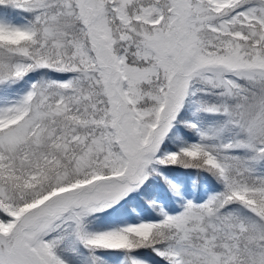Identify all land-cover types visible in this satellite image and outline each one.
Segmentation results:
<instances>
[{"label": "snow or ice", "instance_id": "snow-or-ice-1", "mask_svg": "<svg viewBox=\"0 0 264 264\" xmlns=\"http://www.w3.org/2000/svg\"><path fill=\"white\" fill-rule=\"evenodd\" d=\"M0 264H264V0H0Z\"/></svg>", "mask_w": 264, "mask_h": 264}, {"label": "rangeland", "instance_id": "rangeland-1", "mask_svg": "<svg viewBox=\"0 0 264 264\" xmlns=\"http://www.w3.org/2000/svg\"><path fill=\"white\" fill-rule=\"evenodd\" d=\"M174 173H168L170 176H175L178 179L181 178L180 174H182V171L180 172H175ZM184 173L189 174V170H183ZM180 177V178H179ZM187 177H184L182 180H186ZM181 180V179H180ZM165 185L162 182H154L149 188L146 189L145 194L146 196H151L153 193H160L161 195L164 194L165 191ZM197 195H202V192H198L196 193ZM140 196H133L132 201H130V205L127 207L126 209V216L129 219V221L131 222L132 218H134L136 216L137 213H141V214H147L150 209L148 208H143L142 206H138L136 205L137 202H141L142 199ZM95 223H99V221L95 222Z\"/></svg>", "mask_w": 264, "mask_h": 264}, {"label": "trees", "instance_id": "trees-1", "mask_svg": "<svg viewBox=\"0 0 264 264\" xmlns=\"http://www.w3.org/2000/svg\"><path fill=\"white\" fill-rule=\"evenodd\" d=\"M170 167H172V166H170ZM180 176H181V179L184 177H187L186 173H184L183 170H182V174H180ZM139 199H141V198H139ZM141 203H143V205ZM141 203L137 202L136 205L142 206L143 208H145L146 207V201L141 200Z\"/></svg>", "mask_w": 264, "mask_h": 264}]
</instances>
